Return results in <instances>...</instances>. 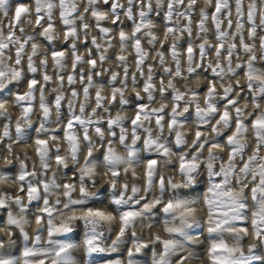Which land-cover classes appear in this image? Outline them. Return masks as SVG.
I'll return each mask as SVG.
<instances>
[{"label": "clouds", "instance_id": "clouds-1", "mask_svg": "<svg viewBox=\"0 0 264 264\" xmlns=\"http://www.w3.org/2000/svg\"><path fill=\"white\" fill-rule=\"evenodd\" d=\"M108 2L0 0V260L264 264V0Z\"/></svg>", "mask_w": 264, "mask_h": 264}, {"label": "snow or ice", "instance_id": "snow-or-ice-1", "mask_svg": "<svg viewBox=\"0 0 264 264\" xmlns=\"http://www.w3.org/2000/svg\"><path fill=\"white\" fill-rule=\"evenodd\" d=\"M27 2H28V0H21V3H27ZM104 5L107 6L105 9H108V8L112 7L111 3H109L108 0H105V4ZM190 7H191V5H190ZM22 11H23L22 8H18L17 9V16H19ZM219 11H220V4L218 3L217 4V12H219ZM189 19H191V17H189ZM121 38L124 39V33L123 32H121ZM86 42H87V39L85 40V43ZM139 45H140V41L137 40L136 41L137 48H139ZM192 51H193V49L191 47H189L188 48V52L191 53ZM52 55H53V57L61 56V55H63V51L61 50V51L53 52ZM89 63L94 67L96 61L95 60H89ZM33 83H35V82H33ZM20 99H23V97H20ZM139 118H140L139 115H137L136 120H133V124H135L139 120ZM197 135L199 136V133ZM37 143L38 144H44L45 142L44 141H37ZM57 160L59 161V157H57ZM153 164H155V161L150 160L148 162V167L151 168L153 166ZM184 167H185V164L182 162L181 163V168L183 169ZM217 187H219V185H217ZM35 191H36V189L33 188V189L30 190L29 194L31 195V192H35ZM171 207H172V205L169 204L168 208H171ZM165 210H167V209H165ZM85 215H86V217H99L101 219H106V217L104 216L103 212H101V211H92L91 209ZM131 215H132L131 212L126 213L125 216H124V220L126 221ZM253 223L255 224L256 221H253ZM57 231H59V230H57ZM209 231L211 232V231H213V229H209ZM52 234H54V233L50 231V235H52ZM0 239H2V238H0ZM87 243L88 244H92L93 240L90 239V240L87 241ZM222 249H223L222 245H214L213 246V252L218 251V250H222ZM213 259L215 261H219L221 258L220 257H213ZM0 264H9V261L0 260Z\"/></svg>", "mask_w": 264, "mask_h": 264}, {"label": "bare ground", "instance_id": "bare-ground-1", "mask_svg": "<svg viewBox=\"0 0 264 264\" xmlns=\"http://www.w3.org/2000/svg\"><path fill=\"white\" fill-rule=\"evenodd\" d=\"M103 7L104 8H106L107 6L106 5H103ZM112 27H116V25H112ZM68 45L67 44H64L62 47L63 48H66ZM81 47V50H84V49H86L87 47H89V42H86V43H84L83 45H81L80 46ZM93 55H95V51H93ZM79 69H77V71H78Z\"/></svg>", "mask_w": 264, "mask_h": 264}]
</instances>
